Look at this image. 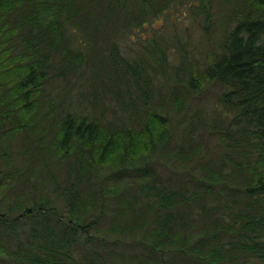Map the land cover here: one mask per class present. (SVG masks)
<instances>
[{
  "label": "trees",
  "instance_id": "trees-1",
  "mask_svg": "<svg viewBox=\"0 0 264 264\" xmlns=\"http://www.w3.org/2000/svg\"><path fill=\"white\" fill-rule=\"evenodd\" d=\"M0 261L264 264V0H0Z\"/></svg>",
  "mask_w": 264,
  "mask_h": 264
},
{
  "label": "rangeland",
  "instance_id": "rangeland-1",
  "mask_svg": "<svg viewBox=\"0 0 264 264\" xmlns=\"http://www.w3.org/2000/svg\"><path fill=\"white\" fill-rule=\"evenodd\" d=\"M174 35L178 36L181 41H188V51L186 53L188 57L187 59L193 60L197 58L200 62L203 60V53L207 48V41L203 36L204 34L201 31L199 22L192 16L188 15L187 8L183 5L171 8L168 12H166V14L161 15L153 22L137 29L133 32V34L124 36L120 39V48L125 54H133L135 51L141 50L145 44L148 46L150 44L149 39L153 37L164 36L165 38H170L174 37ZM167 51L170 61H179L178 53L175 48H170ZM87 74L88 70L85 71L84 76H87ZM170 85H172V82L165 81L164 89L168 90V86ZM87 88L88 85L86 86L84 77H81L80 83L78 82L68 85L63 84L58 88V90H60V93L63 94L62 97L66 103L68 102L69 105L76 107L77 110L85 111L86 109L91 110L88 109L89 107L81 95V92L86 91ZM212 90L213 89L208 92H211ZM212 93L214 94L213 91ZM211 99H213L212 96H209L206 102L210 104ZM105 112L106 115H111L109 110H105ZM97 113L99 112L97 111L96 114Z\"/></svg>",
  "mask_w": 264,
  "mask_h": 264
}]
</instances>
